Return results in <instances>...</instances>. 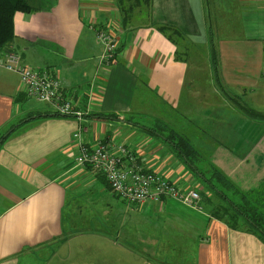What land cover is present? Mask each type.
Returning <instances> with one entry per match:
<instances>
[{"label": "crops", "instance_id": "crops-1", "mask_svg": "<svg viewBox=\"0 0 264 264\" xmlns=\"http://www.w3.org/2000/svg\"><path fill=\"white\" fill-rule=\"evenodd\" d=\"M28 3L36 10L15 13L2 54L48 70L82 115H57L38 101L42 110L21 109L29 97L19 76L0 67V131L16 126L0 143V264H131L133 257L137 264H264V241L216 214L218 200L189 166L209 177L205 167L214 165L244 191L264 180V120L222 112L231 109L227 91L235 106L245 101L264 113V0H151L148 20L127 24L117 0ZM160 26L185 34L184 44H173ZM100 30L116 39L108 64ZM237 41L254 47L238 49ZM165 107L187 124L168 123ZM243 119L249 127H238ZM181 134L192 143L187 160ZM82 143L106 145L123 168L139 165L196 191L197 206L168 196L128 203L101 173L76 164ZM202 152L208 156L199 164Z\"/></svg>", "mask_w": 264, "mask_h": 264}, {"label": "built area", "instance_id": "built-area-1", "mask_svg": "<svg viewBox=\"0 0 264 264\" xmlns=\"http://www.w3.org/2000/svg\"><path fill=\"white\" fill-rule=\"evenodd\" d=\"M96 37L103 46L101 61L108 64L117 49L116 39L105 30L97 32ZM0 66L19 75L21 92L27 97L49 104L55 114L74 115L80 119L82 112L75 110L70 101L60 94L59 81L48 70L35 71L25 67L21 65L19 57L11 52L0 55ZM73 137L79 140L80 133L76 132ZM119 153L124 154L126 151L120 149ZM75 162L101 173L113 193L130 204L153 203L168 196L186 206L196 207L200 200L196 191L182 190L156 173L144 171L139 165L123 168L121 159L101 143L95 147L82 143Z\"/></svg>", "mask_w": 264, "mask_h": 264}, {"label": "trees", "instance_id": "trees-1", "mask_svg": "<svg viewBox=\"0 0 264 264\" xmlns=\"http://www.w3.org/2000/svg\"><path fill=\"white\" fill-rule=\"evenodd\" d=\"M117 6L121 13L123 24H127V21L130 19H138L143 22L148 20L151 16V0H117ZM34 10L36 9H34L27 0H0V55L14 37L13 17L15 13L21 12L30 14ZM158 30L173 44L178 45V41H183L185 39V34L176 29L160 26ZM175 59L180 60L177 55ZM212 61V70L217 83L219 79L216 63H214V53H212ZM247 115L252 118L264 120V114L259 112L251 110L247 111ZM51 117H56V115L53 114ZM94 117L99 120H106L113 116L96 115ZM23 124H25V122H22L19 126ZM15 127L16 126H10L5 132L0 131V143L9 137V131ZM178 148L186 160L188 155L187 151L193 153L191 145L184 137H181L180 146ZM189 164L190 168L195 173L201 175L207 191L212 193L218 200L215 213L227 218L229 223L240 221V225L244 229L253 232L264 241V180L260 181L254 189L242 191L216 166L208 164L205 167L206 173L209 174V177H207L204 175V172L202 173V169H199L200 172L191 163Z\"/></svg>", "mask_w": 264, "mask_h": 264}, {"label": "rangeland", "instance_id": "rangeland-1", "mask_svg": "<svg viewBox=\"0 0 264 264\" xmlns=\"http://www.w3.org/2000/svg\"><path fill=\"white\" fill-rule=\"evenodd\" d=\"M30 3H32V4H35V5H46L47 3H49V2H51V1H53V0H28ZM237 34L238 33H233L232 35H227V36H237ZM218 38V37H217ZM178 43L180 44V45H183L184 44V42L183 41H178ZM222 46L224 47L225 45L222 43ZM234 47H236V48H238V49H245V48H247V47H254L253 46V44H247L245 41H237V44L234 46ZM1 67V66H0ZM3 68V67H2ZM3 69H5V68H3ZM6 70V69H5ZM8 71V70H7ZM9 72H11V71H9ZM12 73H15V72H12ZM15 74H17V73H15ZM18 75V74H17ZM19 76V75H18ZM240 77L242 76V75H239ZM211 80H212V82H214V80L216 79L215 78V76H214V74L211 76V78H210ZM238 79H242V78H238ZM262 79H263V81H264V76L262 77ZM225 93H227L226 94V101L228 102V105H229V107L231 108L230 110H226V109H222L223 111V113L224 112H227L228 113V115H234L235 114V112H236V109L239 111V112H241V114H243V112L244 113H246L247 114V111H251V109H252V111L253 110H256L254 107H251V106H249V105H247V103H245V101H244V103H242L243 104V107L242 106H240V107H237V106H235L234 104H236L235 102H234V104L230 101V94L226 91ZM18 106L21 108V109H31V108H39V110H42L43 109V107H44V104H40V103H38L36 100H34V99H30V98H24L23 100H21V101H19V103H18ZM245 106V107H244ZM248 108H251V109H248ZM165 112H166V115L168 116V123H171L172 125H173V122L174 123H176V125L177 126H179V127H182L183 125H186L187 124V119H186V117L183 115V113H181V112H179V111H176L175 113L173 112V111H171L170 109H168V108H166L165 107ZM243 111V112H242ZM202 112V109H199L198 111H197V113H201ZM231 112H233V113H231ZM254 112H256V111H254ZM237 113V112H236ZM259 113H261V112H259ZM264 114V113H263ZM250 117V116H249ZM250 118H252V117H250ZM252 119H254V120H257L256 118H252ZM259 120V119H258ZM153 124H155V125H157V126H160V124H158V123H156V122H153V121H151ZM221 123V122H220ZM248 126L247 125V123H246V121H245V119H243V120H241L240 121V123H239V125H238V127H241V126ZM249 127V126H248ZM195 128L197 129V131H200L201 133H203L204 135H205V133L203 132V128L201 127V125H200V122H198V121H196V126H195ZM208 134H206L205 136H207ZM181 137H184V138H186L187 140H188V142H190V144L192 145V143H191V141L189 140V138L185 135V134H181ZM208 153H204V152H202L201 153V158H200V161H198L197 163H201L202 161H204V160H207V155ZM192 154H188V156L187 157H190ZM183 158H184V156H183ZM225 176H226V174H224ZM227 177V176H226ZM228 178V177H227ZM229 179V178H228ZM230 180V179H229ZM231 181V180H230ZM232 182V181H231ZM233 183V182H232ZM234 184V183H233ZM241 190V189H240ZM242 191H244V190H242ZM248 191V190H247ZM152 258V256H148V257H141V260L142 261H146V260H150ZM131 264H137V262L135 261V258L133 257L132 258V263Z\"/></svg>", "mask_w": 264, "mask_h": 264}]
</instances>
